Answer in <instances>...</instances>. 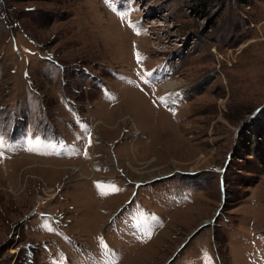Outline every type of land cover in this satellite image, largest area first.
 Instances as JSON below:
<instances>
[{
  "label": "rangeland",
  "instance_id": "rangeland-1",
  "mask_svg": "<svg viewBox=\"0 0 264 264\" xmlns=\"http://www.w3.org/2000/svg\"><path fill=\"white\" fill-rule=\"evenodd\" d=\"M0 137V264H264V0H0Z\"/></svg>",
  "mask_w": 264,
  "mask_h": 264
},
{
  "label": "snow or ice",
  "instance_id": "snow-or-ice-1",
  "mask_svg": "<svg viewBox=\"0 0 264 264\" xmlns=\"http://www.w3.org/2000/svg\"><path fill=\"white\" fill-rule=\"evenodd\" d=\"M106 2H107V0H106ZM153 71H155V70H153ZM26 74H27V73H26ZM146 75L151 76L152 73H147ZM161 99H163V98H161ZM28 142L31 144L32 141L29 140ZM91 142H92V141H91V138H89V144H91ZM4 144H5V141H4L3 137H0V147H3ZM84 155H85V156L88 155V153H87V149H85ZM97 186H98V188H99V185H97ZM114 190H118V189H114ZM48 230H51V229H48ZM149 235H150V233H149ZM104 247H106V245H104ZM113 255H114V254H113ZM205 256H207V254H205ZM208 264H210V261H208Z\"/></svg>",
  "mask_w": 264,
  "mask_h": 264
},
{
  "label": "trees",
  "instance_id": "trees-1",
  "mask_svg": "<svg viewBox=\"0 0 264 264\" xmlns=\"http://www.w3.org/2000/svg\"><path fill=\"white\" fill-rule=\"evenodd\" d=\"M197 3L204 8L205 6H211L213 4L220 3L222 0H196Z\"/></svg>",
  "mask_w": 264,
  "mask_h": 264
},
{
  "label": "bare ground",
  "instance_id": "bare-ground-1",
  "mask_svg": "<svg viewBox=\"0 0 264 264\" xmlns=\"http://www.w3.org/2000/svg\"><path fill=\"white\" fill-rule=\"evenodd\" d=\"M175 85H176V82H175V84L173 82H168L165 86L168 87V88H173Z\"/></svg>",
  "mask_w": 264,
  "mask_h": 264
}]
</instances>
